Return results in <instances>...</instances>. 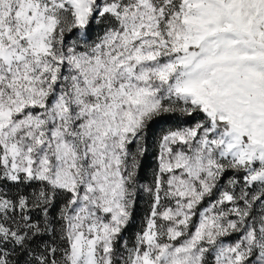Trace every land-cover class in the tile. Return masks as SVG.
Here are the masks:
<instances>
[{
  "label": "snow or ice",
  "instance_id": "snow-or-ice-1",
  "mask_svg": "<svg viewBox=\"0 0 264 264\" xmlns=\"http://www.w3.org/2000/svg\"><path fill=\"white\" fill-rule=\"evenodd\" d=\"M0 264H264V0H0Z\"/></svg>",
  "mask_w": 264,
  "mask_h": 264
}]
</instances>
